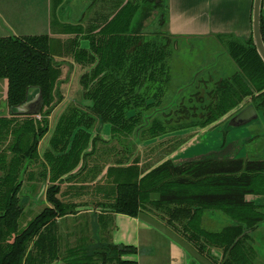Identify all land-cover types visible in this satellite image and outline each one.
I'll return each instance as SVG.
<instances>
[{"label": "trees", "instance_id": "trees-1", "mask_svg": "<svg viewBox=\"0 0 264 264\" xmlns=\"http://www.w3.org/2000/svg\"><path fill=\"white\" fill-rule=\"evenodd\" d=\"M101 1L108 0H93L92 6ZM109 1L114 3V14L103 19V24H93L86 35L89 49L73 43L75 58L94 65L82 79L84 96L92 106L71 108L60 117L51 149L45 154L53 183L46 198L52 207L44 209L23 231H19L22 175L31 177L30 166L39 157L40 141L49 131L61 66L53 57L47 35L0 38V81L8 82V105H21L38 89L44 98L41 119L0 117V143L12 138L8 149L0 151V264H138L123 260L137 255L136 247L114 244L93 251L82 247L60 259L57 220L68 213L57 197L59 184L89 154L85 151L90 143L94 148L100 140L99 134L93 139L91 135L97 118L101 124H110L113 136L133 134L134 143L145 137L206 128L247 98L264 121V62L252 37H213L219 41L215 43L220 45L219 53L177 90L180 85L171 61L180 47L177 37L164 30L169 16L166 0ZM147 3L154 4L158 12L159 28L134 33L133 22ZM261 27L264 39L263 15ZM262 129L244 138L247 151L238 145V136L225 137L220 148L203 147L176 162L165 161L143 177L137 168L125 169V179L115 185L114 203L106 210L133 218L141 212L151 215L213 264H255L257 254L249 232L264 226V205L247 201V196L264 198ZM8 152L12 153L10 160ZM222 214L230 223L226 224ZM216 219H222L225 226L203 227V222ZM214 250L222 252L219 263L212 255Z\"/></svg>", "mask_w": 264, "mask_h": 264}, {"label": "rangeland", "instance_id": "rangeland-1", "mask_svg": "<svg viewBox=\"0 0 264 264\" xmlns=\"http://www.w3.org/2000/svg\"><path fill=\"white\" fill-rule=\"evenodd\" d=\"M12 1H14V3L16 4L26 6L29 5L32 0ZM92 2L93 0H70V2H68V0H52L53 9H51V16L52 13L53 16L51 17L49 25H47L46 28L50 33L49 35L47 34V36L51 37L52 40L53 57L57 64L61 66L60 74L56 82L57 85H55V92L57 98L54 104H56L57 106L62 102V106L57 112H55L54 116L48 118L49 124L53 123V126L56 125L58 118L67 111H69L71 108L79 107L81 109H86L85 104H88V102H86L88 101V99H86L84 96L85 87L82 79L84 75L89 74L91 72L94 65L86 61L79 62L75 58V56L73 55V43L74 41H76V44H78L79 49L87 50L85 42L86 35L89 34V30L91 29L93 24H103V19H110L114 14L112 1H101L103 3L94 6H92ZM165 2H168V0H166ZM166 5H168V3H166ZM68 6L69 8L66 9V7ZM146 7L147 8L144 9L140 14L142 15L141 17L144 18L143 20L141 19V22L139 21L138 24L135 26V31L142 30V28L144 27L143 25L150 22L152 19L153 21L149 26V31L154 32L159 28L158 22L156 20V17H158V12L155 11V14L153 15H150V12H148L152 8L155 9L154 4L151 3ZM69 16L70 20L68 19ZM176 42L178 43V46L180 48L174 51L173 59L171 58V63L174 64V78L179 81L178 84L180 86L179 88H177V90H179L181 87L186 85L184 80L188 77L193 76L202 65H204L210 58H213L214 55L218 54L221 48L220 45L218 46L215 44L219 41L210 37L202 39L199 37L178 36L176 38ZM226 57L228 58V56ZM31 93V97L36 94L34 90ZM250 102L251 98L245 99L239 105V107L231 111L227 116H233L238 111H241L242 109L247 107ZM9 108L10 106L7 103V82L0 81V112L3 111L2 114H4V116L9 117ZM46 110L47 108L44 109V112ZM2 114L0 113V116H2ZM24 117L19 116L18 119L23 120L25 119ZM38 119H41V115L38 116ZM223 119L224 118H222L220 122H222ZM227 122L222 123L220 127H223V129L226 130V128L224 127ZM263 122L262 116L260 115V120L254 121L248 126L246 125L240 127V133H243L245 135L238 134V145L247 151V145L244 144L246 140L244 138H247V135H251L259 129L261 130L263 128L262 130H264ZM100 126H102V124L100 123V119L97 118V123L94 125L93 131L97 132ZM203 132V130L200 131L195 129L174 131L156 138H142V140L137 144L134 143L133 134L112 136L113 139L111 138L110 140H115L116 138H118L120 145H122L119 148V151L124 149V152L123 154L118 153L116 156L119 157L117 159H114V161L109 158L111 156L110 152L106 154H100V156L96 158L98 159L97 162L99 166L97 168H102L108 162H112L113 164H118L119 162V164H121L117 167H110L106 176H104L105 179L98 183L97 186L95 185L96 187L92 186L94 187L93 190L91 192L88 191L78 203L85 204L86 206H95L96 208H98L96 206V202H98V200L95 199V194H98V192H100V194L104 196L102 200H104L105 202H103V204L98 202V204H101L100 206L102 207V209L106 210L105 207L114 203L115 185L125 179V176L123 174L125 169L134 168L135 170L137 168L140 177H143L165 161L173 160L176 162L188 153L197 151L199 147L200 149L202 148V146L207 147L203 143L201 144L198 142V138L202 137L201 135H203ZM54 133L50 134V136L48 137L52 136L53 138ZM210 136L212 137L211 133L209 134V137ZM209 137H207V139H209V142H207L208 148H210L212 144L215 145L214 142H210ZM11 141L12 138L10 137L9 140L0 143V151L5 148L8 149L7 147L9 143H11ZM101 141L103 140L100 138V140L97 141V146L94 147H98V145L101 144L99 143ZM48 142L49 138L41 144V154L46 151L47 146L49 144ZM109 142H107V144ZM113 145H115L114 149L118 147L117 143H114ZM8 154V160H10L12 153L8 152ZM129 154L131 156L130 158H132L130 162L128 157ZM91 155L93 154L89 153L86 158ZM102 156H105L107 159L101 163L100 158ZM45 160L47 161L48 165H46L44 161H42L41 158L38 157L37 160L34 162L35 164L31 165L29 169L34 172L35 177L41 171V173L44 174V177L42 176L41 181L38 182H42L44 184L47 183L49 176L48 166L50 168L49 161L47 160L46 156ZM124 164L127 165L123 166ZM42 165L43 167H41ZM38 168L39 172H36ZM98 169L96 171L100 170ZM96 171L95 173H97ZM121 174L123 175V178L121 177ZM82 176L83 179L84 177L90 179L93 176V173L89 172L87 173V175L84 174ZM22 180L23 188L22 192L19 195V199L20 205L23 210V215L19 219V231H23L27 227V225L44 209L52 207L51 204L47 201L46 192L43 193L40 198H38L42 190L40 186L36 188L35 186L28 184L29 180H27L26 174L22 175ZM51 185H53V183L47 185V188L45 190L47 191V189ZM59 185L61 186L60 192L57 197L67 206L68 213L67 216H64L61 219L57 220V236L60 240V259L63 257L64 253H70L72 252V250L77 251L82 247L88 248L89 245L96 243L98 241L97 239H100L101 243L103 244L113 245L115 244V232L117 234L118 240L120 241L118 245L128 246L125 242H129V235L128 233L118 231L121 225L119 224L118 219L115 218L113 212L106 210L107 215L103 214L100 216V223L102 225L100 232L96 233L95 230L93 232L91 228V217L89 216V214L77 215L79 214V212L77 211V205H74L75 203L73 198L69 196L70 194H73V191H70L67 185H63V182ZM92 187L90 188L92 189ZM70 212H72L73 214H71ZM222 217H224L227 221L226 224L230 223V220L227 216L223 215ZM212 221L213 222H203V227L209 230H214L225 226V223L222 219H216V221ZM154 231L155 236L150 234L148 238L146 237V239L145 236L142 237V241L144 242L142 246L148 249L150 245L151 248H149L147 251L144 250L142 252L140 260L141 264H166L167 262H170V260L173 261V257L175 258L176 254L173 252L171 244L175 245L174 242L157 229H155ZM260 234L264 236V226L261 229L251 233V236L253 238H256V236ZM254 248L256 249L257 253H260L262 251L264 252V249L260 242L254 244ZM148 251H150L149 253H151V255H148L150 258L147 257V254H149ZM104 252L111 254V252H109L108 250ZM81 253L84 254L85 252L82 250ZM212 255L215 257L216 262L218 263L222 259V252L214 250L212 252ZM189 257V264H201L190 255ZM123 260L135 261L124 258ZM60 263L61 262H55L53 264Z\"/></svg>", "mask_w": 264, "mask_h": 264}, {"label": "crops", "instance_id": "crops-1", "mask_svg": "<svg viewBox=\"0 0 264 264\" xmlns=\"http://www.w3.org/2000/svg\"><path fill=\"white\" fill-rule=\"evenodd\" d=\"M253 1L254 0H168V7H169V16H168V21L165 26V31L174 37L178 36H185V37H199V38H206V37H218L219 35H232L236 38H239L241 40H249L252 37V8H253ZM70 2V0H68ZM103 3V2H100ZM99 3V4H100ZM32 4V5H30ZM70 6V3H69ZM66 7L67 8H69ZM147 6V5H146ZM143 6L139 12V15L137 16L134 24H133V31H135V26L138 24V22L144 17H141L140 15L144 9L147 7ZM26 8V9H23ZM51 9L52 8V0H32L29 5L23 6L20 4L14 3L12 0H0V38H6L10 36H39V35H49V31L47 30V25H49L50 19L53 16H51ZM27 10V11H26ZM20 12V14H19ZM150 15L155 14V9H150ZM262 15L264 17V0H263V9H262ZM70 20V16L68 17ZM153 19L144 24L143 26H147L148 24H151ZM141 22V21H140ZM144 22V21H143ZM138 31V30H137ZM86 42V48L89 49V42L85 40ZM6 81V80H5ZM7 82V81H6ZM7 90H8V82H7ZM32 92V91H31ZM32 93H30L31 95ZM88 104H85V107H90L92 106V103L88 100L86 101ZM62 104V102H61ZM61 104L57 105L53 112L51 113L50 117H53L55 112L59 110V108L62 106ZM3 111L0 113L2 114ZM9 113L10 116H2L0 117H16L18 118L19 116H13L10 112L9 108ZM40 116V115H39ZM24 117V116H22ZM29 116H25L24 118H27ZM61 117V116H60ZM58 118V121L60 119ZM38 119V117H35ZM57 121V123H58ZM56 125L53 126V123L49 124V131L45 135V137L40 141L39 148H38V153L39 157L41 158L42 161L46 165L47 161L45 160V154L48 150L51 149V144L50 140L52 138L48 137L50 134L55 132ZM215 126L211 125L206 128H194L195 130H203V135L202 137L198 138L199 143H203L204 145H207V142H209V134H212V137L210 136V142H216L215 137ZM217 131H220L219 129H216ZM100 134V138L103 140L99 143L98 147H94L92 143H90L89 147L85 151L86 153L93 154L89 156L88 158L85 157V159L81 160V163L79 166L70 174L66 175L63 177V185H67L70 191H73V194H70L74 200V205H77V211L79 214H89L91 217V228L94 232L99 233L101 230V226L99 224L100 221V216L101 215H107L106 210L102 209L100 206L102 203L105 202L102 200L104 196L98 192V194H95V199L98 200L96 202V208L95 206H86L85 204H79L82 199L86 195L88 191H92L94 187L92 186H97L98 183H100L102 180L105 179L104 176H106L107 172L109 171L110 167H117L119 166L118 164H113L112 162H108L105 164L102 168H97L98 166V159H96L100 154L103 153H108L110 152L111 156L109 157L112 161L114 159H117L118 157L116 156L118 153L123 154L124 149L119 151V148L122 146L120 145L119 139L116 138L115 140H110L111 138L113 139V135L111 132V126L109 124H104L100 126L97 132L91 131L92 139L97 135ZM49 138V144L47 146L46 151L41 154L40 149H41V144ZM201 139V140H200ZM205 139V140H204ZM219 140V139H218ZM111 141V142H109ZM107 142H109L107 144ZM112 143V144H111ZM114 143L118 144V147L114 149L113 145ZM137 144V142L135 141ZM198 143V144H199ZM213 145V144H212ZM97 146V144L95 145ZM103 148V149H102ZM129 157V162L131 161L132 158H130V154L128 155ZM100 162L102 163L104 160L107 158L105 156H102L100 158ZM85 162V163H84ZM84 164V166H83ZM127 164H124L125 166ZM83 166V167H82ZM43 167V165L41 166ZM82 168V169H81ZM45 169V168H44ZM99 171H96V170ZM48 170H50L48 166ZM31 171V170H30ZM43 171V169H42ZM95 171L97 173H95ZM32 172V171H31ZM36 172H39V168ZM93 173V176L89 179L85 178L83 179L84 174L87 175V173ZM44 174L40 173L34 176V172H32L31 177L27 175V180L28 184L35 186L36 188L40 186L42 188L41 193L43 189L47 188V185H49L51 182L49 181L50 179V174L48 176L47 180V185L38 182L41 181V177ZM35 177V179H34ZM44 177V176H43ZM34 179V180H33ZM31 181V182H30ZM44 184V186H43ZM95 186V187H96ZM92 187V189L90 188ZM46 190H44V193ZM40 193V194H41ZM39 194V195H40ZM38 196V195H36ZM247 201L249 202H254L256 205L260 206L264 204V198L263 197H257V196H247ZM115 218L118 219L119 224L121 227H119L118 231H122L123 233H128V238L129 242H125L128 246H135L138 250L137 255H127L123 257L124 259H129V260H135L138 262V264H141V255L144 250L148 249L144 248L142 245L144 242L142 241V237L145 236L148 238L149 235H154L155 236V229L148 225L147 223L141 221L139 218H133L130 216L122 215V214H114ZM97 221V226L94 227ZM99 229L97 230V228ZM94 240V239H93ZM98 241L92 245H89L88 248L90 250L94 249H101L102 246L105 244L101 243L100 239H97ZM146 241V240H145ZM114 245H117L120 243V241L117 238V234L115 232V239H114ZM175 245L171 244V248H173V252L176 254V257H173V261L170 260V262H167L166 264H189V255L188 253L181 248L179 245L174 243ZM148 245V244H147ZM150 251H148L149 253ZM151 255V253L147 254ZM150 258V257H149Z\"/></svg>", "mask_w": 264, "mask_h": 264}, {"label": "water", "instance_id": "water-1", "mask_svg": "<svg viewBox=\"0 0 264 264\" xmlns=\"http://www.w3.org/2000/svg\"><path fill=\"white\" fill-rule=\"evenodd\" d=\"M262 9H263V0H254L253 8H252V38L254 41V45L260 55L261 59L264 62V39L262 35V27H261V18H262ZM35 95L31 97V95H27V99L24 103L16 107H10V112L13 116H29V117H38L44 108V98L41 89L35 91ZM260 120V114L256 110L253 105H248L241 111H239L236 115H234L225 125L224 128L226 130L240 128L243 126H248L254 121ZM44 190L38 196L40 198L43 195ZM138 218L157 229L168 238H170L174 243L183 248L191 257L200 262L201 264H213L209 259L201 255L196 249H194L187 241H185L182 237L173 232L166 225L152 217L151 215L141 212L138 215ZM97 226V221L94 227ZM99 227L97 228V230ZM247 233V232H246ZM252 232L250 231L249 234ZM239 239H237L238 241ZM236 241V242H237ZM233 248V247H232ZM231 248V249H232ZM230 249V251H231ZM230 251L227 253L225 261L229 258Z\"/></svg>", "mask_w": 264, "mask_h": 264}, {"label": "flooded vegetation", "instance_id": "flooded-vegetation-1", "mask_svg": "<svg viewBox=\"0 0 264 264\" xmlns=\"http://www.w3.org/2000/svg\"><path fill=\"white\" fill-rule=\"evenodd\" d=\"M157 2H159V1H157ZM149 4H151V3H147V4H145V5H149ZM138 15H139V13H138ZM137 15V16H138ZM137 16H136V18H137ZM136 18H135V20H136ZM159 19V16L158 17H156V20H158ZM135 20H134V22H135ZM134 22H133V24H134ZM152 23V22H151ZM151 24H148L147 26H145V27H143L142 28V30H139V31H133V27H132V32H134V33H136V32H143V31H149V26H150ZM135 30V29H134ZM227 116V115H226ZM226 116H224L223 118L225 119H223V121L222 122H220V120L219 121H217V122H219V123H214V125L216 124V126H215V130L214 131H216V133H215V137L216 138H218V139H216V142H214L215 143V145H212V146H215V148H220V145L222 144V142L224 141V139H225V137L227 138H234V137H237L238 136V134H242V135H245V134H243V133H240V129L239 128H235V129H229L230 131H228V132H224V131H217L216 129H219V127H220V125L222 124V123H225V122H227V121H229L232 117H226ZM107 124V123H106ZM102 125H104V124H102ZM110 125V124H109ZM213 125V124H212ZM211 126V125H210ZM211 146V147H212ZM204 146H202V148H203ZM198 149H200V147L198 148ZM262 205H264V204H262ZM261 206V205H260ZM253 233V232H252ZM253 240H254V242L252 243L253 244V246H254V244H257L258 242H260L261 243V245H262V247H263V249H264V236L263 235H258V236H256V238H253ZM256 250V249H255ZM256 254H257V257H256V259H255V264H264L263 263V258H264V252L262 251V252H260V253H257V251H256ZM258 256H259V258H258Z\"/></svg>", "mask_w": 264, "mask_h": 264}]
</instances>
